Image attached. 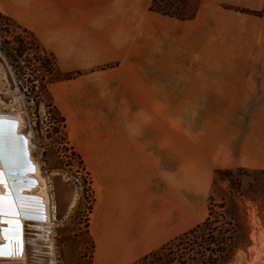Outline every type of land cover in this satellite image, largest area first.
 Returning <instances> with one entry per match:
<instances>
[{"label": "crops", "instance_id": "obj_1", "mask_svg": "<svg viewBox=\"0 0 264 264\" xmlns=\"http://www.w3.org/2000/svg\"><path fill=\"white\" fill-rule=\"evenodd\" d=\"M188 1L182 20L140 0L118 64L129 130L97 132L87 155L97 177L93 264H130L200 224L215 171L264 172V0Z\"/></svg>", "mask_w": 264, "mask_h": 264}, {"label": "rangeland", "instance_id": "obj_2", "mask_svg": "<svg viewBox=\"0 0 264 264\" xmlns=\"http://www.w3.org/2000/svg\"><path fill=\"white\" fill-rule=\"evenodd\" d=\"M24 1L32 3L35 10L0 0V11L31 31L53 54L59 71H54L51 78H60L63 73L75 76L46 85L54 106L64 118L62 127L58 115L47 106V95L39 87V75L44 72L32 71L39 62L35 60L36 44L29 39V46L34 49L16 60L9 47L16 46L14 38L29 35L16 23L2 22L5 25L0 31V58L14 81V88L20 91L34 158L46 181L52 207L50 263L93 264L95 244L90 226L98 206L97 177L93 155L92 161L87 155L95 149L97 132H115L120 123L121 132L129 130L128 115L120 113L127 107L124 103L128 97V79L118 64L127 54L132 31L146 7L140 0H57L61 6L57 4V9L52 5L54 0ZM158 2L161 8L175 14H190L194 8L187 0ZM4 37L10 46L3 44ZM76 71L79 75H74ZM48 78L45 76V80ZM0 80V106L15 108L8 97L12 92L8 88L10 84L6 86L3 77ZM80 145L87 146L85 154L80 151ZM70 147L81 158L82 165ZM52 175L64 178L75 193L68 208L59 197ZM206 206L207 216L200 224L207 222L206 219L208 223L193 235L182 237L181 246L174 244L176 254L194 257L192 264H211L214 258L217 264H264V172L241 168L214 172ZM222 241L230 245V250L219 251ZM188 243L193 246L191 251Z\"/></svg>", "mask_w": 264, "mask_h": 264}, {"label": "bare ground", "instance_id": "obj_3", "mask_svg": "<svg viewBox=\"0 0 264 264\" xmlns=\"http://www.w3.org/2000/svg\"><path fill=\"white\" fill-rule=\"evenodd\" d=\"M2 77L7 80L4 83L7 86L9 73L0 58V79ZM9 84L8 88L12 92L8 97L12 99V106L16 107L11 109V106H0V197H3V210L0 212V264H51V206L46 192L47 185L34 158L22 99L12 83ZM17 135L24 136V144L18 142ZM4 164L11 165L13 170L28 172L24 177L29 181L23 184L27 188L22 190V194L40 198L31 201L35 209L33 212H29L24 206L30 201L29 198H14L9 192L10 184L5 176ZM51 179L58 188L60 199L65 202V208H68L75 198L71 185L61 176L58 178L57 175H52Z\"/></svg>", "mask_w": 264, "mask_h": 264}, {"label": "trees", "instance_id": "obj_4", "mask_svg": "<svg viewBox=\"0 0 264 264\" xmlns=\"http://www.w3.org/2000/svg\"><path fill=\"white\" fill-rule=\"evenodd\" d=\"M188 1V0H187ZM160 2H158V0H151V3L148 7V9L150 11L159 13L161 15H165V16H169V17H175L177 19H186L188 17H190L192 14L187 13L185 14H175L173 11L171 10H165L164 8H161V6L159 5ZM0 31H2V27L5 25L2 22L8 21V22H13L16 23L12 18L2 14L0 12ZM17 24V23H16ZM18 25V24H17ZM20 26V25H18ZM21 27V26H20ZM24 31V33L28 34L29 36H24V37H16L14 38V43H16V46H11L9 47V50L11 52H13L14 54V58H16V60H20L23 58V56L25 54L30 53V51H32V47L29 46L30 45V40H32V42H34L33 44L35 45V50H37L38 56L35 57L36 61L38 62V66L35 67V69H32V71H38L40 72L41 70L44 72L43 75H39V87L40 90L42 92H44L47 95V106L52 108V110L58 115V118L60 120V123L62 124V127H64V118L63 116L60 115L59 111L56 109V107L54 106L52 99L50 98L48 91H47V87L46 85L48 83H54L57 81H66L71 79L72 77L75 76H71L68 73H63L62 76L60 78H51V74L54 71H59L58 67L56 65V61L55 58L53 56V54L49 51H47L41 44L40 42L37 40V38L32 34L31 31H29L28 29L21 27ZM3 44L10 46V41L4 37L3 39ZM39 54L43 55L40 58ZM44 55H47V58L44 57ZM48 56L50 58H48ZM43 57V58H42ZM28 59V57L26 56L25 59ZM36 75V74H35ZM74 75H79V72L76 71L74 72ZM45 76H49L48 80H45ZM72 152V154L74 155V151L73 148L70 147L69 148ZM76 155V154H75ZM77 159H78V163L82 165V160L81 158L78 156V154L76 155ZM84 169V168H83ZM218 171V170H217ZM215 171V172H217ZM207 222H203L202 224H198L196 225L194 228H192L191 230L177 236L174 238V240H171L167 243L162 244L160 247H158L155 250L150 251L149 253L145 254L144 256L138 258L137 260L133 261L130 264H192L191 261H194V257H188L185 258L184 256H182L181 254H176V252L173 250L172 246L175 244L176 246H181L183 241H182V237H186L187 235H193L197 230H199L201 227H203V225H206V223H208V219H206ZM194 237V236H193ZM192 243V242H190ZM188 243L187 245L189 246L188 251H191L193 246H191V244ZM230 245L228 243L225 242H221V246H219V251L221 252H225L227 250H230ZM218 258L220 259V257L218 256ZM216 259L214 258L211 262V264H217L216 263ZM223 261V260H221ZM176 262V263H175Z\"/></svg>", "mask_w": 264, "mask_h": 264}, {"label": "water", "instance_id": "obj_5", "mask_svg": "<svg viewBox=\"0 0 264 264\" xmlns=\"http://www.w3.org/2000/svg\"><path fill=\"white\" fill-rule=\"evenodd\" d=\"M8 79H9V83L10 82L13 83V87H15L14 81L12 82V79L10 78V76ZM16 90L20 94L19 89L16 88ZM17 138H18V142H20L21 144H24V141H25L24 136L19 135ZM5 166H7V168ZM3 168H4L5 176H6L8 182L10 184V188H8L9 192L12 193L14 198L17 197L21 200H25L26 198H29L30 199V201H28L29 204L26 203L24 206H26L25 208L29 212H33L35 209H34V206H33L31 201H33L36 198H38V199H40V198L36 197L35 195L26 196L25 194H22V190H25L27 188V187L25 188L24 187L25 185L23 186V184H26L29 181L28 178L24 177V175H26V173H28V172L22 171L21 169L13 170L11 165H5V164H4ZM57 177L60 178V176H57ZM30 182L34 183V180H31ZM28 189H29V187H28ZM10 218H13V217L11 216ZM12 228H14V227H12Z\"/></svg>", "mask_w": 264, "mask_h": 264}, {"label": "snow or ice", "instance_id": "obj_6", "mask_svg": "<svg viewBox=\"0 0 264 264\" xmlns=\"http://www.w3.org/2000/svg\"><path fill=\"white\" fill-rule=\"evenodd\" d=\"M2 210H3V197H0V212H2Z\"/></svg>", "mask_w": 264, "mask_h": 264}]
</instances>
